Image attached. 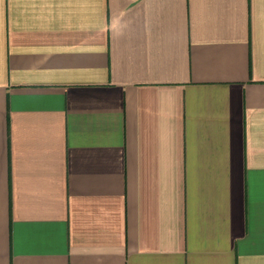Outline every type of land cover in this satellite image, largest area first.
<instances>
[{"label":"crops","instance_id":"crops-1","mask_svg":"<svg viewBox=\"0 0 264 264\" xmlns=\"http://www.w3.org/2000/svg\"><path fill=\"white\" fill-rule=\"evenodd\" d=\"M0 264H264V0H0Z\"/></svg>","mask_w":264,"mask_h":264}]
</instances>
